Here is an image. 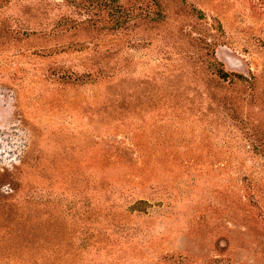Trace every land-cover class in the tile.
Instances as JSON below:
<instances>
[{
	"label": "rangeland",
	"instance_id": "obj_1",
	"mask_svg": "<svg viewBox=\"0 0 264 264\" xmlns=\"http://www.w3.org/2000/svg\"><path fill=\"white\" fill-rule=\"evenodd\" d=\"M0 264H264V0H0Z\"/></svg>",
	"mask_w": 264,
	"mask_h": 264
},
{
	"label": "trees",
	"instance_id": "obj_2",
	"mask_svg": "<svg viewBox=\"0 0 264 264\" xmlns=\"http://www.w3.org/2000/svg\"><path fill=\"white\" fill-rule=\"evenodd\" d=\"M217 72H218V74H219L220 76H222V77L229 76L228 73H227V71H225V70L222 69V68L217 69ZM240 76H243V75H240Z\"/></svg>",
	"mask_w": 264,
	"mask_h": 264
}]
</instances>
